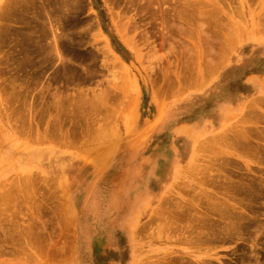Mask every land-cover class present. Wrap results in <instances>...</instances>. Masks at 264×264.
I'll list each match as a JSON object with an SVG mask.
<instances>
[{
  "label": "rangeland",
  "instance_id": "374dc122",
  "mask_svg": "<svg viewBox=\"0 0 264 264\" xmlns=\"http://www.w3.org/2000/svg\"><path fill=\"white\" fill-rule=\"evenodd\" d=\"M10 1L14 3L13 1L15 0ZM19 1L17 0L18 4ZM33 1L34 4L32 0L29 3L34 6L32 5V7L28 3L25 9L26 12L30 6L32 7L25 14L30 15L29 13H31L32 16L26 17L27 23L28 21L29 23L32 22L31 25H27L26 22L23 23L22 17V20L20 19L22 22L19 21L20 23L0 19L2 24H4V27L0 26V33L3 31L4 33H9L6 31H10V29L11 31L15 29V32H17V35H14L15 32L10 31L11 34L14 32L12 35L15 37L7 36L3 33L0 34L1 37H3L2 35L5 38L8 37L6 38L8 40H5L4 37L2 38L4 44L0 40L2 42H0L2 51H0V54L2 53L4 56L1 59L2 55H0V60H2L0 62L5 63L3 61L5 60L7 63V60H11L12 51H14L13 54L15 56L16 53L21 52V54H17L16 58L12 55L13 61H18L20 59L19 56L22 60L24 59V62L26 60V63L29 58H31V61L32 58L36 60L35 56L40 61L48 58L47 64L43 61V66L39 65L40 61H28L27 64L29 66L25 64L24 67L27 66L25 71L32 66L34 75L31 73L32 76L30 74L31 70H29V76H32V78L24 76V80H20V82L19 79L23 78L22 72L25 73L23 75H26L28 70L27 73L24 69H21V71L19 62V65H17L19 71L15 67L18 72L10 64V69L6 64L4 65L8 69L5 67L3 69L6 70H3L2 67L0 69L4 71L0 72V86H2L0 90L5 89L6 84V88L8 89L9 87L8 90L13 89V91L18 90V83L22 82L21 84L23 85L20 84L18 87L20 89L17 93L19 92L20 97L17 93V96L15 95L14 97L15 100L12 97L16 101L14 104L12 103L13 100L12 102L9 101L13 95L12 90L7 92V89H5L11 95L4 93L8 100L1 94L4 91L1 90L2 92H0V95L3 96V98L0 96V264H160L159 262L161 261L163 264L172 256H180L172 254V251L175 250L176 252H185L187 249V251L189 250L188 252H194V255H202L205 251H208L206 248L209 247L207 246L197 247L188 243L185 245V242H180V245H178L179 241L175 242V244L174 241L173 243L172 241L171 243L166 241L164 230L162 233L161 231L165 229L164 225L167 226L166 222L170 219L167 217H170L172 212H165V209L160 211L158 206H160L162 199L165 197L168 200L171 199L170 203H174L176 199L180 198V186L188 180V178L182 179L181 177L187 171L184 167L187 166L190 160L192 141L194 143L195 135L199 140L210 138L218 132L229 128L230 123L242 117L241 115L244 114L242 106H245L252 96L243 86L251 85L252 87L254 82L257 94H259L261 89V95L264 96V11H262L264 9V0H224L223 3L225 5L222 1L214 0L218 8H214V6L217 7L214 2L207 1L206 3H210L209 9H207L208 5L201 10L213 11L212 13L209 11L211 17L220 18L222 26L219 25L217 28L215 26L218 23L217 21V23H214L215 25L213 24L214 27L212 25L211 29H207L212 23L210 25L208 23L209 27H207V19H205L206 21L199 22L203 26V33L201 31L198 32L197 28L201 27L199 26L200 24L198 23L199 27L193 28L195 27V23H193L192 31L188 34L179 31L172 33V30L171 32L169 31L170 29L166 30L165 32H168L165 34L167 40L161 35L162 29L159 27V34L157 32L159 28L156 29L155 26L153 27L154 30L151 28L155 32L152 36L153 39L150 38L151 41L149 42L146 41L147 39L144 41L145 36L147 38L148 34L146 35L143 25H141L143 28L141 26L135 28L134 32V28L131 29L132 27L130 26L132 25H140L141 23L138 22L141 19L145 22H149V19H143L144 17L131 7V4L127 2L128 0H119V3L116 0H79L82 1L80 3L78 0ZM196 1L198 2V0ZM125 2L130 4L128 10H126L127 4ZM5 3H7L6 8H8V0H0L1 13L6 10V8L2 9ZM202 3L205 4L203 1ZM40 4L46 7L41 8L39 7ZM76 4H79L80 8ZM212 5L214 6L212 7ZM18 7H21V5ZM18 7L16 8L20 10ZM39 11H41L42 15ZM44 11L50 13L51 16L48 15L57 20L60 25L56 24L54 19L52 23L47 13L43 14ZM206 12L208 13V11ZM34 14L37 19L33 18L36 21H31L30 19L34 17ZM208 14L207 16H209ZM212 14L215 15L213 16ZM44 15L45 17L47 16L46 18L49 21L51 20L50 24L52 26L48 24L46 26L45 21L48 20L46 18V20H43ZM58 15L59 18L56 19ZM147 16L149 14H146L145 17ZM137 17H139L138 20L136 19ZM60 18L64 22H61ZM131 20L133 21L131 22ZM65 21L68 23H65ZM85 21H89V25L87 24L88 22L84 23ZM77 22H81V24H77ZM61 23H65V26L61 25ZM257 23L259 26H256L257 29H255ZM39 24H45L42 27L44 29L48 27L47 29L52 32L59 30V26L67 28L68 32L65 29L66 35L63 33V27V30L60 27L59 31L53 32L54 36L56 33V36L60 35V33L65 35L63 38L65 37L66 41L59 39L61 35L58 36L59 38L53 36L55 39L58 38L55 41L56 43L58 42V45L60 44L62 47L61 44H63V48L54 47L51 42L54 38L52 35H48L51 32L43 30ZM67 24L68 26L72 25L68 27L66 26ZM32 25L33 27L35 26L33 30H36V32L34 31V33L32 28H30ZM23 27L26 30L29 28L32 32L28 30V39H30V34H35L30 41L27 40L26 35L28 34L25 31L26 35L23 34ZM185 27L187 26L185 25ZM37 29L44 31L42 32V34L45 33L44 39L38 36L42 34H38V31H41ZM142 31L145 33L143 35L144 38L141 36L143 34ZM148 31L149 35H152L153 31L150 32V29ZM18 32L23 37L26 36V39L21 34L18 36ZM256 32H258V35H256ZM235 33L237 34L236 37ZM206 35L209 37L208 40L205 39ZM155 36L157 37L155 38ZM232 37H235L233 38L234 40L237 39V42L236 40L234 42L238 44H233L234 47L225 56V58L227 57L226 60H228H225V63L228 62L227 65H222L215 74L208 77L206 71L214 69L218 62V65L221 64L222 47L224 48L223 45L225 44H231L226 39L233 41ZM131 38L136 40L137 45L142 42V46L139 45L137 47L138 50H135L127 43L126 40ZM33 39L36 41L38 39V46ZM71 39L73 40L71 41ZM78 39L81 42H78ZM162 39H165L166 42ZM40 40H45V43H42L45 44L44 48L50 47L48 51H51V47H54V52L57 48L61 50H58L61 54L64 49L65 58L62 56L63 58L61 57L60 61V56L50 55L57 54V49L56 53H52V51L50 54L47 53L46 48L43 49L40 46ZM153 40L155 45H153ZM223 40L225 44L222 43ZM21 41L28 43L32 41L36 44H33L36 46V50L34 48V50H30L34 47L29 45L32 43L27 44ZM146 42L152 43L147 44ZM161 42L164 45H161ZM46 43L49 47L46 46ZM22 44H25V46ZM14 47H16L17 51ZM25 47L29 53L26 52ZM226 47L227 45H225ZM23 51L26 52L23 55L26 56L24 58L21 56L22 53L24 54ZM31 51L37 54L34 55L32 53L34 57H31L29 55ZM39 52L44 55L40 53V58L42 57L43 59H38ZM6 54L8 57L10 55L9 59ZM69 54L71 56L74 55V58H71ZM49 55L52 58H49ZM75 55L78 56L76 57ZM86 55H89L88 57L91 56V58L94 55L95 59L86 58ZM53 57H55V60H53ZM83 57L86 58H84V61ZM116 57H118L119 63ZM77 58L81 61L80 64L83 62L82 67L77 66L79 65ZM71 59H74L75 63L69 62ZM15 61L14 63H16ZM251 61L252 63L238 79L236 78L234 81L221 80L229 65L239 66ZM14 63L12 62V65H15ZM64 63L65 66L67 65L66 67L62 66ZM73 63L76 67L72 65ZM69 64L71 65L70 67ZM38 65L40 66L39 68ZM35 66H37L38 72L42 68V74L41 72H35V70L37 71ZM61 66L64 70L61 69ZM93 66L97 69L95 72L101 69L99 73H102H100L101 76H98L99 73H95L96 76L93 75V77L90 74L92 80L89 78L88 80L90 81H88L86 79L88 74L90 72L94 73ZM78 67L81 69L76 70ZM12 68L14 72L16 71L18 74L20 72V78L16 77L18 75L11 70ZM72 68L77 73L79 72L78 76L76 72L75 75L73 74L74 70L71 73ZM62 71L64 73L68 72L67 75ZM2 73L4 74L2 75ZM37 73L42 77L37 76ZM43 73L45 77H43ZM12 75H16L14 77L17 79L19 78L18 83L16 82L17 86L14 83L11 84L12 80L15 79ZM64 75L65 77L67 76L68 80L63 78ZM42 78L44 79L42 80ZM55 78H57L56 82ZM27 79H31V81L28 80L29 84L26 81ZM33 79H35L34 82L36 84L33 83ZM45 80H48L49 84L46 82L47 84L42 85ZM69 80L73 81V83H70ZM2 81L7 82L4 83ZM25 81L27 83L26 86L24 85L26 84ZM38 81L42 82L39 84ZM8 82L11 85H8ZM52 82H55L56 85L59 83L58 87L60 86L61 88H55L57 86L53 85ZM29 85L33 86L34 94L38 91L37 88L44 86V89H42L45 90L47 85H53V87L48 86L47 89H50H46V93L43 91L42 93L39 90L40 92H37L34 96L31 93L33 89ZM24 86L25 88L31 87L32 91L28 89L30 91L28 92L27 89H24ZM51 89L56 90L55 92L52 90L54 94L57 93L53 95L50 92ZM20 90L22 93L26 90V94L31 93L33 96H27L24 92L23 94L26 98L23 95L21 97ZM57 90L62 91L58 92ZM233 91L239 96L238 99L230 102L234 94ZM40 93H42V101L39 99ZM58 93L64 94V98L67 96L68 103L72 100L71 105H69L70 103L68 104V106L72 107H66L65 110V106H67V103L64 104L67 102V98H65L66 100L63 103L65 105L63 106L64 111L61 105L58 108L62 110H58L59 114L53 107V100L55 102L57 99L55 96ZM77 93L78 95H76ZM46 96L47 98H45ZM53 96L55 97L54 99L52 98ZM16 98L19 100H16ZM44 98L47 100H44ZM29 100L32 101V103L30 102V107L28 106ZM8 101L10 102L9 104L12 103V106L8 104ZM23 101H27L28 105L24 104ZM33 101L37 103L33 105H36L34 110L32 109ZM73 101L74 105H72ZM49 103L53 104L51 108ZM25 105L29 109L27 106L25 109ZM44 105L47 107L46 114H42L44 113L43 109H46ZM2 106L6 107L8 114H6L5 107H3V110ZM15 106L17 108L22 106L25 109L21 108L22 111L19 109L21 111L20 114L24 111L22 113L24 115L21 114L23 117L19 113V115H13ZM10 111L12 113L9 115ZM25 113L27 114L25 115ZM29 114H31L32 118H29L30 116L27 119L25 118L27 120L25 125L23 118ZM11 115L13 118H10ZM19 116L22 119H18ZM58 116L60 117L57 118ZM229 116H231V121ZM12 119L15 120V123ZM18 120L23 121L22 124ZM28 120L34 124L33 130V126L30 127ZM12 122L14 125L17 124L16 128L21 127V130H24L25 127L24 132L21 133L17 129L20 133L18 134L16 129H13L15 127ZM258 124L256 126L264 127V124ZM249 126L253 125L249 124ZM26 128H31V131ZM97 136L100 140L97 139ZM226 150L225 152L230 151L225 154L228 155L226 156L227 159L232 158L231 160H235L237 158L235 162L232 161V164L233 162L238 164H234L236 167L230 166V170L235 171V168H238L236 170L238 171L242 165L244 170L245 162L243 161L248 159V162L251 163L253 161L251 159H254L251 155L244 158L238 157L236 156L237 151L234 149L231 150L229 148ZM199 153L204 155H201L203 159L200 161L201 170V167L206 165V163H203L201 166L202 162L208 161L207 158L209 160L212 158L213 161L215 157H211L208 151ZM199 153L197 152V155H200ZM218 159L219 163H221L220 158ZM96 160H98L97 163ZM101 161L102 163H99ZM250 165L253 169L255 166L257 167L252 171H256L258 168L264 170V163L263 165L259 164V166L254 163ZM176 170H179L178 177L180 179L177 178L178 180L173 179ZM196 186L198 187V185ZM171 196L172 198H170ZM174 197L175 199L172 200ZM114 199H117L118 203L115 204ZM171 211H173V207ZM151 218L156 220L149 222ZM261 219L262 221L264 220V218ZM131 224L133 228L136 226L135 234ZM159 239H161V243L158 241ZM222 244L218 246L216 251L209 252L213 254L212 257L217 254V258L223 259L222 261L225 264H239L241 260L248 258L249 251H251L248 248L251 245L249 242L239 241ZM244 245H248L247 248H245L246 246L243 248ZM235 247L238 253L240 248L244 250L242 249V252L237 254L234 251ZM200 249H202L201 252H199ZM245 249L249 253L245 252ZM166 250L167 252H165ZM259 252L262 256L264 255V249L262 251L259 249ZM242 254L244 257L240 258ZM203 257L208 259V257ZM236 257L238 260H232Z\"/></svg>",
  "mask_w": 264,
  "mask_h": 264
},
{
  "label": "bare ground",
  "instance_id": "6f19581e",
  "mask_svg": "<svg viewBox=\"0 0 264 264\" xmlns=\"http://www.w3.org/2000/svg\"><path fill=\"white\" fill-rule=\"evenodd\" d=\"M10 0H8V8H6V6H7V3H5L3 6V8L2 9H5L6 8V10H4L3 11V13H1L0 14V19L2 20V19H4V20H8V21H14V23H15V21H17L18 23H20L19 21H21L22 19H23V23L24 22H26V24L27 25H31L32 24V22L31 21H34L35 19H37L36 17H35V14H34V17H31V19L29 18L30 16H32L31 15V13H29L30 15H25L26 14V12H28L27 10L30 8V9H32V7L34 6L33 4H34V1L32 0V2H33V6L29 3L30 2V0H20L19 1V4L17 3V0H15V1H13L14 3H11L12 1H10ZM37 1V0H36ZM36 1H35V3H36ZM79 1V0H78ZM78 1H77V3H78ZM83 1V0H82ZM82 1H79V3L80 2H82ZM122 1V0H121ZM127 1V0H126ZM202 1L205 3V4H203L202 3ZM198 0V2L196 1V0H128L127 2L128 3H130L131 4V7H133L134 8V10L136 11V12H138V13H140V15H142V17H144L143 19H146V20H148L149 19V22H145L144 20H142L141 19V17H140V19H141V21L140 22H138V23H141L140 25H138V26H134V25H132V26H130V27H132L131 29H133V32L135 31V28H137V27H139V26H141V25H143V27L145 28L144 29V31L146 30V35L148 34V36H147V38H146V36H145V38L143 37V35L145 34V33H143L144 31H142V37L144 38V41H145V39H147L146 41L147 42H149V41H151L150 40V38H152V36H153V34H154V32L155 31H153L154 29H153V27H155L156 26V29H158L159 27L162 29V37L164 38L165 37V34H167L165 31L167 30L168 31V29H170L169 31L171 32V30H172V33L174 32V31H176V32H181V33H184V34H188V33H190V31H192V28L191 27H193V23H195L194 24V26L195 27H193V28H197L196 26H198L199 24V26H201L200 28H197L198 29V32L199 31H201V33H203V31H202V29H203V26H202V24L201 23H199V22H204V21H206L205 19H207V22H206V24H207V27H209L208 26V23H209V25H210V27L209 28H207V29H211V27H212V25L214 24V23H217V21H218V23L215 25L217 28H218V26L220 25V26H222L223 24H222V21H221V19L220 18H216V16H214L215 14H212L214 17H211V15H210V13H212L213 11H211V10H206V11H208V13H209V11H210V13L208 14L204 9V13H203V10H201L202 8H204V7H207L210 3H206L207 1L208 2H214V0H212V1H210V0ZM220 1H222V3L224 2V0H219V2ZM116 2H118L119 3V0H116ZM127 2H125L126 4H127ZM11 3V4H10ZM30 4L31 6L26 10V12H25V9H26V4ZM39 3H41V2H39ZM121 3H123V2H121ZM120 3V4H121ZM211 3V4H212ZM117 4V3H116ZM119 4V5H120ZM130 4H127V8H126V10H128V7H129V5ZM214 4H216V2H214ZM224 4V3H223ZM241 4V3H240ZM17 5V6H16ZM21 5V7H18V6H20ZM41 5H43V4H40V6L39 7H41V8H43V7H46V6H41ZM44 5H45V3H44ZM49 5V4H48ZM76 5H79V4H76ZM75 5V6H76ZM225 5V4H224ZM264 5V4H263ZM15 6V7H14ZM214 5H212V7H213ZM216 6H217V4H216ZM2 7V6H1ZM13 7V8H12ZM16 7H18V8H20V10H18ZM79 8H80V5L78 6ZM209 7H210V5L207 7V9H209ZM79 8H77L78 10H79ZM81 8H82V5H81ZM214 8H218V6L217 7H215L214 6ZM45 9V8H44ZM130 10L132 9V8H129ZM211 9V8H210ZM43 10V9H42ZM41 10V11H42ZM129 10V11H130ZM133 10V9H132ZM201 10V11H200ZM41 11H39L40 13H41ZM262 11H264V9L262 10ZM38 12V11H37ZM23 13V14H22ZM40 13H38L39 15H40ZM45 13H47L46 11H44V13L43 14H45ZM127 13H128V11H127ZM51 16V14L50 13H47V16H49V15ZM146 14H149V16H147V17H145L146 16ZM207 14L209 15V16H207ZM38 15V16H39ZM41 15H42V13H41ZM27 16H29L28 18L31 20L30 22L31 23H29V21H28V23H27V19H26V17ZM46 16V17H47ZM49 16V17H50ZM138 16V15H137ZM21 17H22V19H21ZM40 17V16H39ZM45 17V15L43 16V20H46L47 18ZM139 17H137L136 19L138 20L139 19ZM33 18H35L34 20H33ZM46 18V19H45ZM59 18V15H58V17L56 18V19H58ZM148 18V19H147ZM21 19V20H20ZM28 19V20H29ZM49 19H51L50 21L53 23L54 22V18H49ZM54 19V20H53ZM62 18H60V20H61ZM0 20V21H1ZM48 20V19H47ZM134 20V19H133ZM133 20H131V22L133 21ZM203 20V21H202ZM210 22H209V21ZM36 21V20H35ZM49 21V20H48ZM48 21H45L46 23V26H48V25H51L50 23V21L48 22ZM56 21V24H59L60 25V23H57V20H55ZM73 21V20H72ZM136 21V20H135ZM142 21H143V24H142ZM160 21V22H159ZM216 21V22H215ZM221 21V22H220ZM22 22V21H21ZM48 22V23H47ZM60 22V21H59ZM61 22H64V20H61ZM67 21H65V23H66ZM88 22V23H87ZM85 21L84 23H87L88 25H89V21ZM145 22V23H144ZM156 22H158V23H156ZM178 22V23H177ZM257 22V21H256ZM1 24H0V26L1 27H4L3 25L4 24H2V21L0 22ZM65 23L63 24V23H61V25H64L65 26ZM68 23V22H67ZM73 23H75V21H73ZM72 23V24H73ZM137 22H136V24H138ZM157 25H156V24ZM179 23H180V25H179ZM199 23V24H198ZM40 24H41V22H40ZM39 24V25H40ZM45 24L43 25V27L45 26ZM48 24V25H47ZM71 24V25H72ZM77 24H81V22L80 23H78L77 22ZM133 24H134V22H133ZM183 24V25H182ZM197 24V25H196ZM204 25H206L205 23H203ZM25 25V24H24ZM42 25H40V27H42ZM71 25H69V26H71ZM96 25V24H95ZM159 25V26H158ZM185 25L187 26V27H185ZM214 25H213V27H214ZM52 26V25H51ZM55 26V25H54ZM66 26H68V24L66 25ZM68 26V27H69ZM75 26H76V24H75ZM134 26V27H133ZM158 26V27H157ZM184 26V27H183ZM198 26V27H199ZM258 27L259 26V24L257 23V25H255V27ZM29 27V26H28ZM35 27V26H34ZM34 27H33V25H32V27L30 26V28H32V32L34 33V31L36 32V30H33L34 29ZM42 27V29L43 30H48L47 28H43ZM61 26H59V30L63 27H61ZM73 27H74V25H73ZM142 27V26H141ZM142 27V28H143ZM146 27H148V28H146ZM215 27V28H216ZM245 27V26H244ZM257 27L255 28V29H257ZM27 28V27H26ZM64 28V27H63ZM63 28H62V30H63ZM153 30H152V29ZM160 28H159V30H157V32L159 33L160 32ZM3 29V28H2ZM22 29V28H21ZM23 29L24 30H22L23 31V34L24 35H26L25 34V32L27 33V32H29L30 31V29L28 28V30H26L25 29V27H23ZM36 29V28H35ZM42 29L40 30V29H37V30H40L41 32H39L38 31V34L40 33V34H42V32H44V31H42ZM65 29L67 30V28H64V31H63V33H65ZM150 29V32H152V35H149L150 33H149V30ZM155 29V30H156ZM188 29H190V30H188ZM196 29V30H197ZM206 29V30H207ZM246 29V28H245ZM1 30V29H0ZM3 30H5V29H3ZM58 30V29H57ZM56 30V31H57ZM58 30V31H59ZM152 30V31H151ZM264 30V29H263ZM262 30V31H263ZM10 31H11V29H10ZM10 31L8 30V31H6V32H9V33H4V31L2 32L3 34H6L7 36L8 35H11V36H14V35H17L16 33L17 32H15V29L14 30H12V31H14L13 33H14V35H12L11 33H10ZM11 31V32H12ZM17 31V30H16ZM20 32H21V30H19ZM25 31V32H24ZM48 31H50V30H48ZM56 31H53V32H56ZM249 31V30H248ZM1 32V31H0ZM31 32V31H30ZM31 32V33H32ZM51 33H47L49 36H51L52 35V37L54 36V34H53V32L52 31H50ZM67 32H68V30H67ZM67 32L65 33V35L67 34ZM165 32V33H164ZM169 32V33H170ZM242 32V31H241ZM2 33H0V34H2ZM19 33V32H18ZM63 33H60V35H61V37L59 38L58 36H60V35H58V36H56L57 35V33H56V35L54 36V37H58L59 39H61V40H63V41H66L65 39V37L63 38V36H65V35H63ZM157 33V34H158ZM171 33V34H172ZM192 33V32H191ZM257 34L256 35H258V32H256ZM264 33V32H263ZM21 33H19L18 34V36L20 35ZM28 34V33H27ZM37 34V35H38ZM45 34V33H44ZM44 34H42V35H38L41 39L43 38V36H44ZM156 34V33H155ZM160 34V33H159ZM158 34V35H159ZM233 34H234V32H233ZM236 34V33H235ZM262 34V33H261ZM5 35V36H6ZM22 35V34H21ZM35 34H33V35H31L30 34V39H28V37H29V34L28 35H26L27 36V40L28 41H30L31 40V38H32V36H34ZM48 35H47V37H48ZM69 35V34H68ZM67 35V36H68ZM82 35V34H81ZM157 35V36H158ZM3 37H4V35H2ZM10 36V37H11ZM26 36L25 37H23V35H22V37L23 38H25L26 39ZM157 36H155V38L157 37ZM207 37H208V35H206ZM205 36V39L206 40H208L209 39V37L207 38ZM237 36V34L235 35V37ZM1 37V36H0ZM3 37H1L0 38V40L3 42L4 40H2V38ZM15 37V36H14ZM21 37V36H20ZM53 37V38H54ZM160 37V36H159ZM161 37V38H162ZM167 37V36H166ZM165 37V38H166ZM235 37H232V39L233 38H235ZM255 37V36H254ZM5 38V37H4ZM6 38H8V37H6ZM5 38V40H8V39H6ZM23 38H21V39H23ZM34 38V37H33ZM45 38V37H44ZM43 38V39H44ZM50 38V37H49ZM52 38V39H53ZM58 38H54V40H52L51 42L53 43L52 45L54 46V47H60V49L61 48H63V44H61L62 45V47L60 46V44L58 45V42L56 43L55 41H57L58 40ZM160 38V39H161ZM225 38V37H224ZM250 38V37H249ZM10 39V38H9ZM80 39V38H79ZM79 39H78V42H81V40L79 41ZM134 39V38H133ZM132 38L131 39H127L126 41H127V43L130 45V46H132L135 50H138V46L139 45H141L142 44V42L140 43V44H138L137 45V43L135 42L136 40H133ZM140 39V38H139ZM153 39V38H152ZM261 39V38H260ZM24 40V39H23ZM26 40V41H27ZM34 40V39H33ZM32 40V41H33ZM46 41H47V39H45ZM45 40H40L41 41V43H40V46H42V48L43 49H45L44 48V46H45V44H43V43H45ZM73 39H71V41H72ZM77 40V39H76ZM163 40V39H162ZM161 40V41H162ZM166 40H167V38H166ZM226 40H228L227 42L229 43H231V44H225L224 43V40H223V42L222 43H224L225 45H227V47L225 48V45H223L224 46V48L222 47V60L220 61L221 62V64H219L218 65V63H216L215 65V67H216V69H215V67H214V69H212V70H209V71H206V75L209 77H211L213 74H215L216 73V71L218 70V68L219 67H221L222 65H224V66H226L227 65V63L228 62H226L225 63V60L227 59V57L225 58V56L226 55H228L229 53H230V51H231V49L234 47L233 46V44L234 45H236V44H238V43H235L234 41L236 40V42H237V39H233V41L231 40L230 41V39H226ZM252 40V39H251ZM0 41V42H1ZM19 41H20V39H19ZM18 41V43H20ZM25 41V42H26ZM29 42V43H32V44H29L28 42H26L27 44H29V45H33L35 42L34 41H36V40H34L33 42ZM37 41H38V39H37ZM37 41H36V44H37V46H38V43H37ZM60 41V40H59ZM139 41V40H138ZM137 41V42H138ZM164 42H166L165 41V39L163 40ZM248 41V40H247ZM1 42V43H2ZM22 43L24 42V41H21ZM24 42V43H25ZM43 42V43H42ZM75 42H77V41H75ZM77 42V43H78ZM146 42V43H147ZM226 42V41H225ZM1 43H0V46H1ZM17 43V44H18ZM48 43V42H47ZM46 43V46L48 45ZM56 43V44H55ZM59 43H61V42H59ZM68 43V42H67ZM71 43V42H70ZM136 43V44H135ZM139 43V42H138ZM145 43V44H146ZM150 43H152V42H150ZM150 43H147V44H150ZM162 44L161 45H164L163 44V42H161ZM2 44H4V42L2 43ZM36 44H34V45H36ZM41 44H43V45H41ZM55 44V45H54ZM78 44H80V43H78ZM144 44V45H145ZM23 46H25V44H22ZM33 45V46H34ZM51 45V46H52ZM153 45H155L154 44V40H153ZM153 45H151V46H153ZM142 46V45H141ZM147 46H149V45H147ZM256 46H258V45H256ZM260 46V45H259ZM28 47V46H27ZM47 47H49V46H47ZM54 47H51V51H52V53L54 52V50H53V48ZM64 47H65V45H64ZM153 47H155V46H153ZM162 47V46H161ZM26 48V47H25ZM25 48H23V49H25ZM36 48V46H34V47H32V49H30V50H34V49ZM14 49L16 50V47H14ZM48 49H50V47L49 48H46V50L48 51ZM57 49V48H56ZM56 49H55V52L54 53H56L58 50L59 51H61L60 49H57V51H56ZM73 49V48H72ZM71 49V50H72ZM133 49V50H134ZM153 49H155V48H153ZM3 50V49H2ZM26 50V52L27 53H29L28 51H27V48L25 49ZM29 50V49H28ZM29 50V51H30ZM36 50V49H35ZM75 50V49H74ZM207 50H209V49H207ZM0 51H1V49H0ZM17 51V50H16ZM16 51H15V53H16ZM20 51V50H19ZM18 51V52H19ZM39 51V50H38ZM38 51H35V52H38ZM46 51V52H47ZM51 51H48L47 53H51ZM58 51V52H59ZM63 51H64V49H63ZM63 51L61 52V54H60V52L58 53L57 52V54H50V55H58V56H55V57H59L60 56V61H61V57L63 56L64 58H65V56H64V53H63ZM69 51V50H68ZM68 51H66V52H68ZM233 51V50H232ZM2 52V51H1ZM13 53H14V51H12ZM24 52V51H23ZM26 52H24V54L22 53V55L21 56H23V55H25V53ZM34 52V51H33ZM32 51L30 52L31 54H29V55H31V57L33 56L32 55V53H33ZM75 52V51H74ZM12 53V55L14 56V58H16V56H17V54H21V52H19V53H16V56H15V54H13ZM42 54V52H39L38 54ZM70 53H71V51H70ZM76 53V52H75ZM75 53H73V54H75ZM113 53V52H112ZM111 53V54H112ZM253 53V52H252ZM4 54V53H3ZM9 54H10V52H9ZM8 54V55H9ZM34 54V53H33ZM37 53H35L34 55H36ZM41 54L40 55H38L39 56V58L38 59H43L42 57L40 58V56H41ZM60 54V55H59ZM72 54V55H73ZM77 54V53H76ZM80 54V53H79ZM87 54V53H86ZM89 54H91V53H89ZM0 55H2V53L0 54ZM11 55V54H10ZM10 55H9V57H10ZM12 55H11V60L9 59V57L7 56V54H6V56H7V58L10 60H7V63H6V61L5 60H3L5 63H3V62H0V69H1V67H2V69L7 65L8 66V68H9V64L13 67V68H17V65H19V63H20V66H21V68H20V70L22 69H24V71H25V68L27 67H24L25 66V64H27L28 63V61H31L30 59L31 58H27L28 60H27V63H26V60H25V62H24V59L22 60L21 59V57L19 56V60L17 61H15L16 63H14V61H13V57H12ZM26 55H28V54H26ZM43 55V54H42ZM49 55V56H50ZM70 55V54H69ZM92 55V54H91ZM113 55H114V53H113ZM44 56V55H43ZM47 56V55H46ZM71 56V55H70ZM74 56V55H73ZM73 56H71V58L73 57ZM76 56V55H75ZM78 56V55H77ZM76 56V57H77ZM89 55H86V58L88 57ZM94 56V55H93ZM92 56V58H94ZM115 56V55H114ZM2 57V58H1ZM0 58L1 59H3L4 58V56L2 55ZM24 57H26V56H23V58ZM34 57V56H33ZM37 56H35V59L36 60H33V58H32V61L31 62H33V61H40V60H37V58H36ZM55 57H53V60H55L54 58ZM62 57V58H63ZM75 57V58H76ZM80 57H81V55H80ZM49 58H52V56H50ZM74 58V57H73ZM79 58V57H78ZM77 58V59H78ZM84 58L85 57H83L82 59H83V61H84ZM85 58V59H86ZM88 58H90V59H92L91 58V56L90 57H88ZM117 58V62L119 63V59H118V57H116ZM48 59V58H47ZM47 59H43L42 61H40V63H39V65H41V66H43L42 65V63H46L47 64ZM70 59V58H69ZM80 59V58H79ZM78 59V61H79V63L78 62H76V63H78L79 65H77V66H80V67H82V63L80 64V60ZM95 59V58H94ZM21 60H22V63H21ZM74 60V59H73ZM72 59L71 60H69V62H74ZM248 60V59H247ZM0 61H2V60H0ZM44 61V62H43ZM65 61V60H64ZM77 61V60H76ZM226 61H228V60H226ZM12 62L15 64V65H12ZM19 62V63H18ZM57 62H59L58 60H57ZM62 62H63V60H62ZM121 62V61H120ZM18 63V64H17ZM30 63V62H29ZM60 63V62H59ZM75 63V62H74ZM72 64L73 66L75 65V64ZM246 64H240L239 66H231V65H229V68H227L226 69V71L224 72L225 74H224V76H223V78L221 79V80H235L236 78L238 79V77L239 76H242L241 74H243V72H245V70H246V68L247 67H249V65L252 63V61L250 62V63H248V62H245ZM3 64V65H2ZM4 64H6V65H4ZM24 64V65H23ZM71 64V63H70ZM69 64V67L71 66ZM121 64V63H120ZM22 65H23V67H22ZM28 65V64H27ZM33 65V64H32ZM35 65H36V62H35ZM38 65V68L40 67ZM55 65H57V64H55ZM61 65V64H60ZM236 65V64H235ZM29 66V65H28ZM62 66H64V67H66L65 66V63H64V65H62ZM61 66V67H62ZM72 66V67H73ZM96 66V65H95ZM121 66H124V65H121ZM19 67V66H18ZM36 68H37V66H35ZM75 67H76V65H75ZM75 67H73V68H75ZM80 67H78V68H76V70L77 69H79ZM5 68H7V67H5ZM7 68V69H8ZM11 69L12 71L14 70V69ZM16 68H15V70H16ZM29 68V67H28ZM38 68H37V71L35 70V72H38ZM46 68V67H45ZM48 68V67H47ZM57 68V67H56ZM71 69V73H72V71L74 70V72H73V74L75 75L76 73H77V71L75 70V69ZM95 68V69H94ZM10 69V68H9ZM41 69L42 68H40L39 70V72L38 73H40L41 72ZM61 69H63V67L61 68ZM81 69V68H80ZM79 69V70H80ZM254 69V68H253ZM3 70H6V69H3ZM3 70H0V72L1 71H3ZM17 70L19 71V68H17ZM16 70V71H17ZM21 70V71H22ZM27 70H28V73H27ZM29 70H31V72L29 71ZM64 70V69H63ZM78 70V71H79ZM88 70V69H87ZM87 70H86V72H87ZM94 70V71H93ZM93 74L90 72V71H88V72H90L89 74L88 73H86V74H88V77L86 78L87 80L90 78L91 80H92V77H93V75L94 76H96L95 75V73L97 74V73H99V71L101 70H99L98 69V72L96 71L95 72V70H97L96 69V67H94L93 66ZM258 70V69H257ZM15 71V72H16ZM17 71V72H18ZM49 72H50V70H48ZM103 71V70H102ZM4 72V71H3ZM7 72V71H6ZM14 72V71H13ZM14 72V73H15ZM16 72V73H17ZM27 74V76L26 75H23V74H25L24 72H22L23 74H22V76H23V78H21V79H19L20 77V72H19V74L17 73V75L18 76H16V75H14V76H16V77H19L18 79H19V82H20V80L21 81H23L24 80V76L25 77H27L28 78V76H29V72H30V74L33 72V68H32V66L30 67V69H26V71H25ZM63 72V71H62ZM76 72V73H75ZM15 73V74H16ZM37 73V74H38ZM64 73V72H63ZM68 73V72H67ZM67 73H64V74H66L67 75ZM79 73V72H78ZM78 73H77V76H78ZM100 73H102V72H100ZM100 73L98 74V76H101L100 75ZM4 73H2V75H3ZM33 74V73H32ZM31 74V75H32ZM36 74V75H37ZM41 74H42V72H41ZM70 74V73H69ZM72 74V75H73ZM90 74L92 75V77H90ZM34 75V74H33ZM32 75V76H33ZM49 75V74H48ZM71 75V76H72ZM13 76V75H12ZM11 76V77H12ZM13 76V78H15V79H17L16 77H14ZM21 76V77H22ZM32 76L30 77V78H32ZM37 76H41L40 74H38ZM70 76V75H69ZM42 77V76H41ZM43 77H45L44 76V73H43ZM62 77V76H61ZM74 77V76H73ZM12 78V79H13ZM59 78V77H58ZM63 78H67V76L65 77V75L63 76ZM62 78V79H63ZM76 78H78V77H76ZM95 78V77H94ZM241 78V77H240ZM239 78V79H240ZM10 79V78H9ZM14 79V80H15ZM18 79L17 80H12L13 82H11V84H13L14 83V85H16L17 86V83H18ZM37 79V78H36ZM44 78H42V80H43ZM56 79L57 78H55L54 80H55V82H56ZM64 79V80H65ZM80 79V78H79ZM6 80H8V79H6ZM28 80L29 81H31V79H27L26 81L28 82ZM53 80V81H54ZM59 80V79H58ZM57 80V81H58ZM67 80H68V78H67ZM66 80V81H67ZM70 80H71V78H70ZM69 80V82L71 83H73V81H70ZM86 80V81H87ZM192 80V79H191ZM26 81H25V83H26ZM35 81V79H33V83L34 84H36V82H34ZM52 81V80H51ZM66 81H65V83H66ZM81 81H83V80H81ZM88 81H90V80H88ZM2 82H4V81H2ZM5 82H7V81H5ZM4 82V83H5ZM17 82V83H16ZM42 81H38V83L40 84ZM48 83L49 84V81L48 80H45V82H42V85H44L45 83ZM55 82H52L53 83V85L55 84L56 85V83ZM84 82V81H83ZM9 83V82H8ZM16 83V84H15ZM22 83V82H21ZM21 83H18V87H19V85L21 84ZM24 83V82H23ZM37 83V84H38ZM46 83V84H47ZM52 83H50V84H52ZM67 83H68V81H67ZM69 83V84H70ZM1 84H3V83H1ZM10 83L8 84V85H11ZM28 84H29V82H28ZM30 84L31 85H33L31 82H30ZM255 83L253 82V85H252V87H251V85H247V86H243L244 88H246V90H247V92H249L250 93V95H252L251 97H250V99L247 101V103H246V105L245 106H242L243 107V111H244V114L243 115H241L242 117L239 119L238 118V120L237 121H234V122H232V123H230V127L229 128H226V129H224V130H222V131H220V132H218L217 134H215V135H213L212 137H210V138H208L207 137V139L205 138V139H203V140H199V138H196V135H195V140H194V143H193V141H192V150H191V155H190V160H189V162H188V164H187V166L186 167H184V168H186L185 170H187L185 173H184V175L181 177L182 179H185V178H188V180L187 181H185V183H183L180 187H181V191H180V194H179V197L180 198H178V199H176L175 200V202L173 203V202H171L170 203V200L171 199H167L166 197L165 198H163L162 199V202L160 203V206H158L159 207V209L158 210H160V211H163L164 209H165V212H172L170 215L172 216H168L167 218L169 219L166 223H167V226H165L164 225V228L165 229H162V231H161V233L163 232V230H164V234H165V237H166V241H170V243H171V241H172V243H173V241H174V244H175V242L177 243V241H179L178 243V245H180V242H185L184 244L185 245H187V243L188 244H193V245H196L197 247L198 246H207V247H209V248H206L208 251H205L202 255L201 254H198V255H194L191 251V253L190 252H188L187 251V249H186V251L185 252H183V251H181V252H176V250L175 251H172V254H178V255H180V256H177V257H170L169 259H168V261L167 262H164L163 264H225L222 260L223 259H220V258H217V254L215 255V257H212L213 256V254H211L209 251H216L217 249H218V246H220V244H222V243H225L226 244V242L228 243V242H239V241H241V242H249L251 245H250V247H248L251 251H249L250 252V254H248V258H244L243 260H241V262H239V264H264V255L262 256L261 254H260V252H259V249L262 251L263 249H264V220L262 221V219L261 218H264V170H261L260 168H258L256 171H252V170H255L256 168L254 167V165H252L253 167H254V169L251 167V165L250 164H257L258 166H259V164H262L263 165V163H264V127H260V126H256L258 123H262V124H264V96H262L261 95V89H260V92H259V94H257L258 92H257V88L255 87L256 85H254ZM5 85V84H4ZM3 85V86H4ZM22 85V84H21ZM25 86L27 85V83L26 84H24ZM31 85H29V86H31ZM53 85H47L46 87H45V90H43L44 89V86L41 88H37L38 89V91H37V89H35L37 92H40L39 90H41V92L43 91V92H45L46 91V89H47V87L48 86H52L53 87ZM58 85H59V83H57V87H55V88H61L60 86L58 87ZM6 86H7V84L5 85V89H7L6 88ZM23 86V85H22ZM21 86V87H22ZM25 86H24V89H27V91H28V89H30L31 87H32V89H33V86H31L30 88L28 87H26L25 88ZM233 86V85H232ZM232 86H230V87H232ZM17 87V91H19V89L20 88H18ZM51 87V88H52ZM0 88H2V86H0ZM35 88V87H34ZM54 88V89H55ZM202 88V87H201ZM234 88V87H233ZM237 88V87H236ZM240 88V87H239ZM238 88V89H239ZM5 89H1L2 91H4V92H2L1 90H0V92H2L1 94H3V96L5 95L4 93H6L7 95H9V93H7V92H10L11 90H12V96L11 95H9V96H11V98L9 99V101L10 102H12V97L14 98L15 97V95L17 96V94L19 95V92L17 93V91H13V89H11V90H8L9 89V87H8V89L5 91ZM23 89V90H24ZM50 89V88H49ZM49 89H47V90H49ZM242 89V88H241ZM53 89H51V91L50 92H52V94L53 95H55L54 93H53V91L55 92L56 90H53ZM264 90V89H263ZM21 91V90H20ZM30 91H32L31 89H30ZM30 91H28V92H30ZM58 91V90H57ZM62 91V90H61ZM60 90L58 91V92H61ZM242 91V90H241ZM25 92V95H32L31 93H33L34 92V89H33V91L31 92V93H29V94H26V90L25 91H23V93ZM37 92L35 93V94H37ZM42 92V93H43ZM47 92V91H46ZM45 92V93H46ZM77 92V91H76ZM79 92V91H78ZM239 92V91H238ZM244 92V91H243ZM17 93V94H16ZM22 93V91L20 92V94H21V97H23L24 96V94ZM42 93H40V98L39 99H41V101H42V98L43 97H41L42 96ZM80 93H81V91H80ZM233 93L235 94V92L233 91ZM11 94V93H10ZM34 94V93H33ZM35 94H34V96H35ZM49 94V93H48ZM51 94V93H50ZM52 94H51V96H52ZM233 94V97L230 99V102H233L234 101V99L236 100V99H238V96L239 95H234ZM238 94V93H237ZM248 94V93H247ZM263 94H264V92H263ZM6 95V96H7ZM23 95V96H22ZM64 95V94H63ZM63 95L62 94H57L55 97L57 98L56 100H55V102H54V100H53V104H50L49 103V105H50V108H51V106L53 105V107L57 110V114H59L58 113V110L59 111H64V107L63 106H65L64 104H66L67 103V106H65V110H66V107L67 108H69V107H72V106H68V104L69 105H71V102H72V100L71 101H69V103H68V98H67V96L65 97V98H67V102H65L64 103V101L66 100L64 97H63ZM76 95H78V93L76 94ZM2 98H3V96L2 95H0ZM8 96V97H9ZM33 96V95H32ZM5 97V96H4ZM19 97H20V95H19ZM25 98H26V96H24ZM54 96L52 97L53 99L55 98ZM24 98V99H25ZM38 98V97H37ZM45 98H47V96L45 97ZM44 98V100H47V99H45ZM64 98V99H63ZM70 98V97H69ZM5 99L6 100H8L7 99V97H5ZM4 99V100H5ZM14 100H15V98H14ZM13 100V104H14V102H16V101H14ZM16 100H19V99H17L16 98ZM27 100V99H26ZM63 100V101H62ZM70 100V99H69ZM76 100V99H75ZM8 101V104L10 103ZM27 102V101H26ZM26 102H24L23 101V103L24 104H27ZM32 103V101H28V103H29V107H30V104ZM5 103H7V101H5ZM11 103V104H12ZM52 103V102H51ZM64 103V104H63ZM8 104H6V105H8ZM11 104H9V105H11ZM34 104H37V103H34V101H33V104H32V106L34 105ZM5 105V104H4ZM8 105V106H9ZM18 105V104H17ZM27 105H25L24 106V108L27 106ZM62 105V106H61ZM72 105H74V101H73V104ZM7 106V107H8ZM12 106V105H11ZM11 106H10V108H11ZM14 106V105H13ZM27 106V107H28ZM36 106V105H35ZM35 106H33L32 107V109L34 110V107ZM45 106V105H44ZM46 106H47V104H46ZM44 107V108H46L45 110L43 109V112L44 113H42V114H46L45 112H47L46 110H47V107ZM60 106H61V108H62V110H60V109H58V108H60ZM3 107H5V106H2V108ZM26 107V108H27ZM29 107H28V109H29ZM228 107V106H227ZM15 108V111H14V109H13V112H14V116H15V114H17V115H19L20 114V112L22 111L21 110V108H23L22 106L20 107V108H17L16 106L14 107ZM16 108H17V110H16ZM23 108V109H24ZM25 108V109H26ZM41 108H42V106H41ZM49 108V107H48ZM49 108V109H50ZM5 109H6V107H5ZM9 109V108H8ZM21 111H20V110ZM24 109V110H25ZM48 109V110H49ZM73 109V108H72ZM3 110H4V108H3ZM32 110V111H33ZM68 110V109H67ZM6 112H7V109L5 110ZM28 111V110H27ZM30 111H31V109H30ZM2 112H4V111H2ZM17 112V113H16ZM24 112V111H23ZM22 112V113H23ZM26 112V111H25ZM29 112V111H28ZM66 112V111H65ZM12 112L10 111V113H9V115L11 114ZM19 113V114H18ZM21 113V114H22ZM30 113V112H29ZM32 113V112H31ZM2 114H5V113H2ZM6 114H8V112L6 113ZM20 114V115H21ZM27 113H25V115H26ZM41 114V113H40ZM62 114V113H61ZM231 114V113H230ZM17 115H16V117H17ZM22 115H24V114H22ZM21 115V116H22ZM31 114H29L27 117L25 116L24 118H23V120H25V122H23V121H19L18 120V122H21V124H22V122L25 124H27V118L30 116ZM21 116H19V118L18 119H20L21 118ZM12 117V115L10 116V118ZM23 117V116H22ZM60 116H58L57 118H59ZM4 118V117H3ZM6 118V117H5ZM9 118V119H10ZM13 118V117H12ZM26 118V119H25ZM29 118H32V116H30ZM230 118H231V116H229V120H230ZM236 118V117H235ZM14 119H15V117H14ZM14 119H12L13 121H14V123H15V120ZM22 119V118H21ZM5 121H6V119H4ZM30 120V119H29ZM28 120V121H29ZM34 120H35V117H34ZM232 120H234V119H232ZM231 121V120H230ZM17 122V121H16ZM30 123V127L31 126H33V128H32V130L34 129V124L31 122V121H29ZM11 123V122H10ZM14 123L12 122V124L14 125ZM56 123V122H55ZM227 123H229V122H227ZM12 124H11V126H12ZM25 124V125H26ZM28 124V125H29ZM253 125V126H249L248 127V125ZM17 125V124H16ZM16 125H14V127L16 126ZM27 125V126H28ZM227 125V124H226ZM259 125V124H258ZM26 126V127H27ZM127 126V125H126ZM130 126V125H129ZM13 127V126H12ZM17 127V126H16ZM13 128V129H16V131L18 132V130L19 131H21V133L22 132H24V130H25V127H24V130H21V127H18V128ZM23 127V126H22ZM20 128V129H19ZM18 129V130H17ZM26 129H28V128H26ZM31 128H29L28 129V131L30 130ZM218 129H220V128H218ZM222 129V128H221ZM31 131V130H30ZM18 134H20L19 132H18ZM101 137H102V135H100ZM53 137V136H52ZM97 139H99L100 140V138H98V136H97ZM101 140H102V138H101ZM209 141V142H208ZM207 143H209V144H207ZM207 144V145H206ZM222 148V149H221ZM231 149V150H236L235 152L237 153L236 154V156H238V157H242V158H244V157H248L249 155H251V157L252 158H254V159H251V160H253L251 163L250 162H248V159H247V161H243V162H245V169L243 170V165L241 166V167H239V170L238 171H236L238 168H235V171L234 170H230V166H232V167H234L235 165H237L236 163H234L236 160H237V158L235 159V160H231L229 157V159H227V157L226 156H228V155H225L226 153H229V152H225V151H227L226 149ZM220 149H221V151H220ZM93 151V150H92ZM206 151H208V152H210V154H211V157H215L214 159H213V161H212V158L209 160L208 158H207V160L208 161H204V162H202V164H201V166L203 165V163L205 164L206 163V165H204V166H202L201 167V170H200V161H201V155L202 156H204L203 155V153H199V152H206ZM90 153H91V151H89ZM89 152H88V154H89ZM95 152V151H94ZM197 152L200 154V155H197ZM234 152V151H233ZM224 153V154H223ZM100 155H101V153H100ZM95 156V155H94ZM99 156V155H98ZM97 156V157H98ZM96 157V158H97ZM100 157V156H99ZM198 157H200V159H198ZM206 157V156H205ZM232 157V156H231ZM250 157V156H249ZM218 158H220V160H221V163H219V159ZM99 159V158H98ZM227 161H226V160ZM240 159V158H239ZM203 160V159H202ZM231 160V161H230ZM241 160H243V159H241ZM97 161L98 160H96V163H97ZM210 161H212V162H210ZM232 161H234L233 162V164H232ZM210 162V163H209ZM231 162V163H230ZM94 163H95V161H94ZM99 163H102V161L101 162H99ZM104 163V162H103ZM235 164V165H234ZM242 164V163H241ZM239 166V165H238ZM237 166V167H238ZM236 167V166H235ZM263 167V166H262ZM197 168H199V169H197ZM197 169V170H196ZM200 170V171H199ZM178 172H179V170H176L175 172H174V175H173V179L174 180H176L177 178L178 179H180V177H178ZM254 173V174H253ZM185 175H187V176H185ZM191 175V177H189ZM177 179V180H178ZM195 184H194V183ZM196 185H198V187L196 186ZM179 188V187H178ZM169 198V197H168ZM170 198H172V196L170 197ZM175 199V197L172 199V200H174ZM115 200V204L116 203H118V200L117 199H114ZM169 201V202H168ZM133 204H134V202H133ZM136 205V204H135ZM134 205V206H135ZM172 207H173V211H171L172 210ZM170 208H171V210H170ZM174 208H176L175 210H174ZM164 214V213H163ZM168 215V214H167ZM166 215V216H167ZM164 216V215H163ZM128 218H129V216H128ZM161 218H162V214H161ZM166 218V219H167ZM159 219V218H158ZM154 220H156L155 218H151V220L149 221V222H151V221H154ZM165 220V219H164ZM160 221V220H159ZM192 222H193V224H192ZM133 224V223H132ZM131 224V225H132ZM163 224H164V222H163ZM161 225H162V221H161ZM132 229H133V233L135 234V229H136V226L133 228V225H132ZM131 230V229H130ZM132 231V230H131ZM159 232V231H158ZM133 233H132V235H133ZM176 234H177V236H176ZM174 236H176V237H174ZM164 238V237H163ZM172 239V240H171ZM158 241H160V243H161V239H159ZM152 242V241H151ZM163 242V241H162ZM165 243V242H164ZM169 243V244H170ZM168 244V243H167ZM177 245V246H178ZM183 245V244H182ZM192 245V246H193ZM222 245H224V244H222ZM243 245V244H242ZM241 245V246H242ZM168 246V245H167ZM191 246V247H192ZM239 246V245H238ZM246 245H244L243 246V248L245 247ZM248 246V245H247ZM247 246L245 247V248H247ZM183 247V246H182ZM238 248V247H237ZM242 248V249H243ZM172 249V248H171ZM178 249V248H177ZM239 249V248H238ZM242 249L240 248L239 249V251L240 252H242ZM248 249V250H249ZM138 250V249H137ZM169 250V249H168ZM201 250L202 249H200L199 250V252H201ZM203 250H204V248H203ZM234 250V249H233ZM244 250V249H243ZM235 253H237V254H239L238 253V250L236 249V247H235ZM237 251V252H236ZM247 250L245 249V252H246ZM165 252H167V250L165 251ZM197 252V251H196ZM209 252V253H208ZM233 252V251H232ZM248 251H247V253H249ZM246 253V254H247ZM262 253V252H261ZM197 254V253H196ZM237 254H235L236 256H237ZM264 254V253H263ZM134 255H135V253H134ZM233 255H234V252H233ZM232 255V256H233ZM241 255V254H240ZM203 256H205V257H208V259H205ZM239 256V255H238ZM240 257V256H239ZM242 257H244V255L242 254V256L240 257V258H242ZM212 258V259H211ZM230 258V257H229ZM232 260H238L237 259V257L236 258H234V259H232ZM136 261V260H135ZM234 261V262H235ZM160 264H162V261L161 262H159ZM236 263V262H235ZM229 264V263H228ZM231 264V263H230Z\"/></svg>",
  "mask_w": 264,
  "mask_h": 264
}]
</instances>
